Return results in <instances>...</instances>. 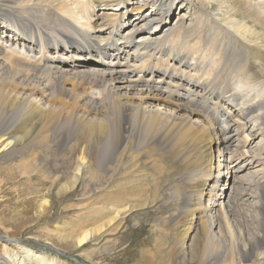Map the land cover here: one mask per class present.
<instances>
[{
  "label": "bare ground",
  "instance_id": "1",
  "mask_svg": "<svg viewBox=\"0 0 264 264\" xmlns=\"http://www.w3.org/2000/svg\"><path fill=\"white\" fill-rule=\"evenodd\" d=\"M0 153L81 192L69 229L29 234L84 258L164 200L134 264H264V0H0ZM11 229L0 264H48Z\"/></svg>",
  "mask_w": 264,
  "mask_h": 264
},
{
  "label": "rangeland",
  "instance_id": "2",
  "mask_svg": "<svg viewBox=\"0 0 264 264\" xmlns=\"http://www.w3.org/2000/svg\"><path fill=\"white\" fill-rule=\"evenodd\" d=\"M178 12L179 9L177 13ZM99 13H101V11ZM177 13L175 12L173 14V20H176L177 16H179ZM189 35L190 32H184L180 37H176V46L187 43L190 38ZM34 115L36 116V119H39L36 114H31L27 118V121L33 120ZM15 162V160L10 159L8 161H5L3 159V155L0 153L1 244L3 241H6V238H4V236H6L7 230L13 228L10 231L14 236H11L12 239L8 240H11L14 245L19 246L15 248L16 250L18 249V254L23 252L24 254L28 253L29 255H36L37 257H40V255H43L45 253L46 256H49V259L46 260L48 264H55V258L57 256L60 257L61 260L58 264H63V262H67L68 264H134L135 260L133 259H135V252L133 251V249L136 248L135 242L138 240V238L146 237L147 240H150L149 245L153 244V231L151 229V225L152 221L156 220L161 213L167 212L168 205L164 200L156 205L148 204V208L146 210H138L135 215L130 216L129 226L131 229H133V232L132 235H130V240L128 242L129 244L133 242V244L126 252H123L121 250V248H123L124 246L117 250H112V247L110 246L109 249L111 250H108L109 253H107L108 251L100 252L102 241H100V243L98 244L90 243L88 245V251L93 252V260H90L86 257L84 258V253L83 256H81L75 250V245H73L72 243H67L66 245H63V247L62 245L59 246L52 244V242L45 236L34 235H47V232L53 233V231L61 233L64 228L68 227L69 229V227L72 226L69 222L76 217L83 215L81 211H85L83 209L85 200L81 198V192L79 191H75L72 189L63 191L61 189V183H57L52 186L51 192L46 194V188L51 185L52 177H45L44 175L39 173L35 169V167L33 173H31L29 176L24 175L22 172H20V170L5 172V168L13 166ZM66 179L67 178L65 177V180ZM34 187H36V189ZM44 195L50 198V205L46 214L45 212H42L37 206L38 199H41ZM97 196L98 194H94L92 198L95 199V197ZM16 210H20L21 212H23V214H19L17 216ZM20 216L21 218H28L29 221L19 226L18 223L14 222L20 221H14L11 217L20 218ZM7 219L12 223L11 225L5 226V224L7 223ZM30 230L34 234H29ZM0 248L3 247L1 246ZM111 251L113 253H111ZM136 252L138 254L140 253L139 251ZM12 256L8 255V258L11 260L13 259ZM262 257L263 255L260 254L255 260V263L264 262ZM11 261L13 262V260Z\"/></svg>",
  "mask_w": 264,
  "mask_h": 264
}]
</instances>
